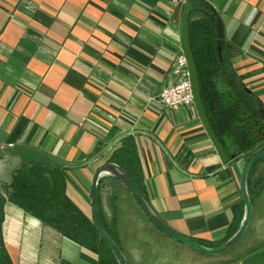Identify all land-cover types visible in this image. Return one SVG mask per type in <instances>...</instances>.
<instances>
[{"label": "crops", "instance_id": "obj_1", "mask_svg": "<svg viewBox=\"0 0 264 264\" xmlns=\"http://www.w3.org/2000/svg\"><path fill=\"white\" fill-rule=\"evenodd\" d=\"M204 1L221 21L234 74L264 107V0ZM182 6L0 0V193L22 164L57 162L68 195L90 214L92 175L127 148L138 156L139 193L171 229L207 248L236 233L247 158L222 164L194 106L175 112L158 100L175 82ZM98 184L126 264H264V159L248 181L252 208L242 238L215 255L157 230L117 179ZM2 215L0 238L13 264H97L94 253L17 206L5 202Z\"/></svg>", "mask_w": 264, "mask_h": 264}, {"label": "trees", "instance_id": "obj_2", "mask_svg": "<svg viewBox=\"0 0 264 264\" xmlns=\"http://www.w3.org/2000/svg\"><path fill=\"white\" fill-rule=\"evenodd\" d=\"M190 1L192 9L188 17V40L197 70L204 111L230 161L242 157H246L248 161L264 149V107L234 74L222 43L216 37L213 7L204 0ZM107 163H114L122 168L140 192L138 186L142 179L141 170L134 151L118 148ZM253 168L248 174L247 185ZM65 170L57 162L41 161L24 163L15 169L0 193V225L3 218L2 206L9 202L39 220L42 225L54 229L81 248L94 253L97 264H117L98 233L91 213H86L68 195ZM98 210L105 231L118 246L114 221L108 223L104 220L99 204ZM240 217L237 216L235 223L233 221L232 231L236 230ZM0 264H13L1 238Z\"/></svg>", "mask_w": 264, "mask_h": 264}, {"label": "water", "instance_id": "obj_3", "mask_svg": "<svg viewBox=\"0 0 264 264\" xmlns=\"http://www.w3.org/2000/svg\"><path fill=\"white\" fill-rule=\"evenodd\" d=\"M191 9H192L191 1L190 0L185 1V3L182 6V13H181V48L187 61L191 92L193 96V105L206 134L208 135L213 147L215 148V151L217 152L220 158L221 163L226 164L230 161V157L227 155L224 147L222 146L221 142L214 133L209 123V120L206 116L201 101L199 79L188 40V17L190 15ZM214 21H215L216 37L219 43H221L223 38V30H222L221 21L218 15L216 14V12L214 13ZM263 158H264V149L253 155L246 162L239 178V189L244 206L243 219L236 233L225 243H223L218 247H213V248L204 247L198 243H195L183 237L182 235L178 234L173 229H171L149 208L146 201L139 194L133 182L126 174V172L114 163H106L104 165H101L95 170L94 174L92 175L90 189H89V202H90V212L93 223L98 233L100 234V236L102 237V239L105 241L110 251L112 252L114 258L117 261V264H126L125 258L121 250L105 231L99 216L98 202H97L98 183L101 177L110 176L122 183V185L126 188L129 194L135 200L137 206L145 215L146 219L161 233L183 245H186L202 253L212 254V255L220 254L234 247L240 241L248 226L251 217L252 206L247 192V178L253 166Z\"/></svg>", "mask_w": 264, "mask_h": 264}, {"label": "built area", "instance_id": "obj_4", "mask_svg": "<svg viewBox=\"0 0 264 264\" xmlns=\"http://www.w3.org/2000/svg\"><path fill=\"white\" fill-rule=\"evenodd\" d=\"M186 0H172L175 5H183ZM175 82L162 87L158 94L159 102L171 111L193 107V96L189 80L186 58L180 50L174 63Z\"/></svg>", "mask_w": 264, "mask_h": 264}, {"label": "rangeland", "instance_id": "obj_5", "mask_svg": "<svg viewBox=\"0 0 264 264\" xmlns=\"http://www.w3.org/2000/svg\"><path fill=\"white\" fill-rule=\"evenodd\" d=\"M140 211H141V210H140ZM139 213L141 214V213H142V211H141V212H139ZM141 215H142V217H144V218H145V215H144L143 213H142Z\"/></svg>", "mask_w": 264, "mask_h": 264}]
</instances>
